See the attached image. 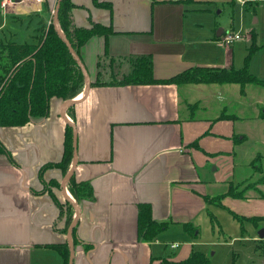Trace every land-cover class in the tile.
<instances>
[{
  "label": "crops",
  "instance_id": "0c3cea01",
  "mask_svg": "<svg viewBox=\"0 0 264 264\" xmlns=\"http://www.w3.org/2000/svg\"><path fill=\"white\" fill-rule=\"evenodd\" d=\"M99 1L109 2L111 12L93 6L91 0H71L76 6L72 10L75 25L86 27L90 20L111 24L115 33L107 39L108 53L119 58L150 55L155 79L196 66L234 68L236 41L229 46L222 42L228 31L188 15L209 12L213 0ZM218 1L245 10L264 4V0ZM12 2L5 8L0 4V42L32 43L40 27L53 22L56 0ZM103 49L102 37L89 39L80 49L90 82ZM248 49L235 69L244 66ZM119 69L127 72L128 66L122 63ZM257 87L89 86L69 105L51 99L49 114L40 122L0 127V142L10 157L0 154V264H64L61 254L47 247L52 244L66 245L68 250L73 246L72 264L182 260L194 249L187 237H199L196 219L204 213L212 219L211 207L232 217L227 209L255 227L263 225L264 89ZM231 93L234 97H228ZM69 106L74 120L67 113ZM67 126L72 141L74 132L76 138L72 175L76 183H90L94 199L77 204L67 181L63 183L68 172L63 175L59 168H47L42 180L58 183L50 191L63 205L61 213L49 193L42 192L39 169L61 161ZM251 146L253 155L248 157L244 153ZM255 160L260 166H255ZM228 184L243 196H225L223 208L205 201V196L225 193ZM66 202L73 205V219L75 207L79 208L70 235L73 220L66 226ZM141 203L150 205L153 220L169 223L151 243L137 239V205ZM185 223L192 224L189 232L183 229ZM173 227L183 232L177 242L167 241L166 231ZM261 228L262 233L264 225ZM173 243L177 244L174 249ZM159 246L163 252L155 249ZM257 246L264 256V236L258 235ZM169 251L175 252L174 258L161 256Z\"/></svg>",
  "mask_w": 264,
  "mask_h": 264
},
{
  "label": "trees",
  "instance_id": "16d2710c",
  "mask_svg": "<svg viewBox=\"0 0 264 264\" xmlns=\"http://www.w3.org/2000/svg\"><path fill=\"white\" fill-rule=\"evenodd\" d=\"M93 6L111 12L109 2L91 0ZM75 4L71 0H61L57 14V23L64 39L54 27L52 21L41 26L32 43H16L12 41L0 42V127H21L28 123L40 122L49 114L50 100L59 99L62 102L71 101L84 90L85 78L75 60L72 58L66 42L81 60L80 49L93 37H102L104 49L96 60V75L90 87L123 86V85H150V84H237L241 89L247 84L260 86L264 89V80L258 79L249 72L247 63L249 54L244 59V66L240 69L233 67L218 68L196 66L188 68L167 79H155L152 74V59L150 55L113 57L107 50V39L114 34L111 24H100L90 19L86 27L75 25L72 10ZM255 33L251 31L250 41L254 42ZM122 63L128 66L127 72H122ZM102 77L104 79H102ZM109 77V78H108ZM243 93V91L241 90ZM68 115L74 120L73 109H67ZM264 118V112L261 115ZM72 130L66 127L64 151L60 162L47 163L39 169V179L44 185L42 192L47 191L62 213L63 205L54 197L50 187H58L54 180L46 184L42 179L43 171L47 168H59L63 175L68 172L72 159ZM0 154L9 153L0 142ZM67 190L73 199L80 204L82 201L94 199V193L89 182L76 183L73 175L67 180ZM227 191L217 196H205L206 202L223 208L221 200L225 196L242 197L231 184ZM66 206L67 225L73 220V205ZM137 239L151 243L157 236L168 228L169 223L152 219L151 207L146 203L137 205ZM240 225L242 218L226 209ZM60 213V214H61ZM75 227L73 228V230ZM185 232L192 229L191 223L183 224ZM59 252L64 264L68 263L69 250L66 245H47ZM160 264H210L206 254L191 250L182 260L169 261L161 259Z\"/></svg>",
  "mask_w": 264,
  "mask_h": 264
},
{
  "label": "rangeland",
  "instance_id": "374dc122",
  "mask_svg": "<svg viewBox=\"0 0 264 264\" xmlns=\"http://www.w3.org/2000/svg\"><path fill=\"white\" fill-rule=\"evenodd\" d=\"M213 1L214 4L208 6L209 12H191L188 14L189 17L203 20L206 26L208 24L207 21L215 22L213 27L223 28L225 31L240 35L242 37L241 40H237L232 46L235 50L234 68H238L242 64V60L247 54V48H249V70L257 77L264 78V4H258L256 7L253 6L254 9L250 7L245 10L236 5L232 6L231 3ZM251 31L255 33L254 42L249 40ZM19 42L23 43L22 40L17 43ZM102 79L104 78L102 77ZM218 87L224 86H207L208 89ZM257 88L262 90L260 87ZM227 91L229 92L230 90ZM228 97H234L233 93L229 94ZM252 152L253 146L248 148L244 154L250 157L253 155ZM255 163V166H260V163L257 164L256 160ZM74 205L77 204L74 203ZM211 210L212 219L204 213L195 221L200 225L199 237L192 240L186 236L189 242L193 244V248L205 253L209 258L210 264H264V256L257 246L258 232L263 230L261 226L264 224L257 223V226H260L257 229V226L255 227L253 224H248V222L242 220L240 225L236 219L230 217L225 211L217 207H211ZM166 233L168 235L167 241L177 242L176 238L182 236L181 233L183 232L179 227H173L169 231L167 230ZM163 235L165 236V233ZM155 249L158 252H163L164 250L162 246ZM166 252L165 255L161 256L165 257L168 254L171 258L175 257L174 251Z\"/></svg>",
  "mask_w": 264,
  "mask_h": 264
},
{
  "label": "water",
  "instance_id": "95a60500",
  "mask_svg": "<svg viewBox=\"0 0 264 264\" xmlns=\"http://www.w3.org/2000/svg\"><path fill=\"white\" fill-rule=\"evenodd\" d=\"M60 1L61 0H56V4H55V8H54V11H53V14H52V19H53V25L54 27L56 28V30L58 31V33H60L61 37L64 39V36L62 35L61 32H59V29H58V24H57V14H58V10H59V5H60ZM66 45L69 49V52L72 56V58L75 60V62L77 63V65L79 66V68L81 69L82 73H83V76L85 78V89H84V93L86 92V90L88 89L89 87V77H88V74H87V71L82 63V61L80 60V58L76 55V53L72 50L71 46L66 42ZM68 102L67 105L71 104L74 102V100H71V101H66ZM73 158H72V164H71V168L69 169L68 173L66 174L64 180H63V183L66 182L70 176L72 175V171H73V167L75 165V162H76V138H75V132H74V135H73ZM79 216V208L76 206L75 207V216H74V219H73V222L71 224V226L69 227V231H68V235H70L72 229H73V226L77 220ZM259 237L262 238L264 236V232H259L258 233ZM70 250H69V258H68V264H72V258H73V246H70L69 247Z\"/></svg>",
  "mask_w": 264,
  "mask_h": 264
},
{
  "label": "built area",
  "instance_id": "2783aa9c",
  "mask_svg": "<svg viewBox=\"0 0 264 264\" xmlns=\"http://www.w3.org/2000/svg\"><path fill=\"white\" fill-rule=\"evenodd\" d=\"M0 4L2 8H5L8 6V4H13V2L11 3V0H2ZM240 39H241L240 35L228 31L223 35L222 42L224 43V45L229 46L233 42ZM176 246H177L176 244H172L171 248L174 249L176 248Z\"/></svg>",
  "mask_w": 264,
  "mask_h": 264
}]
</instances>
